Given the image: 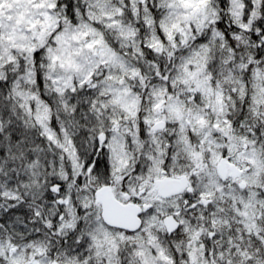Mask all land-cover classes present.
I'll use <instances>...</instances> for the list:
<instances>
[{
	"label": "snow or ice",
	"instance_id": "obj_1",
	"mask_svg": "<svg viewBox=\"0 0 264 264\" xmlns=\"http://www.w3.org/2000/svg\"><path fill=\"white\" fill-rule=\"evenodd\" d=\"M0 264H264V0H0Z\"/></svg>",
	"mask_w": 264,
	"mask_h": 264
}]
</instances>
